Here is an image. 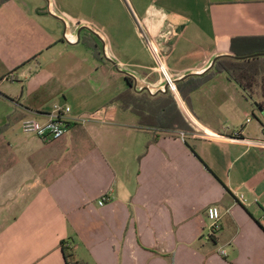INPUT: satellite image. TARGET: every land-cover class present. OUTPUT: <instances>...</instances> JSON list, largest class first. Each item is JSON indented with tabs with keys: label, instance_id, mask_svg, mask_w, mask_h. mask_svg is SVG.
Returning <instances> with one entry per match:
<instances>
[{
	"label": "crops",
	"instance_id": "0c3cea01",
	"mask_svg": "<svg viewBox=\"0 0 264 264\" xmlns=\"http://www.w3.org/2000/svg\"><path fill=\"white\" fill-rule=\"evenodd\" d=\"M126 1L143 33L130 15L105 32L56 0L47 9L0 6V264H264L260 96L224 72L186 103L178 91L198 129L171 93L134 89H157V55L180 82L233 56V39L264 37V0ZM32 12L48 17L36 22ZM53 22H63L70 47L51 46ZM83 26L96 34L82 30L78 41ZM130 92L151 95L143 125L117 101ZM54 105L71 108L62 138L22 132L23 120L46 122ZM180 118L192 130L176 128ZM209 206L220 211V229L206 239Z\"/></svg>",
	"mask_w": 264,
	"mask_h": 264
},
{
	"label": "trees",
	"instance_id": "16d2710c",
	"mask_svg": "<svg viewBox=\"0 0 264 264\" xmlns=\"http://www.w3.org/2000/svg\"><path fill=\"white\" fill-rule=\"evenodd\" d=\"M7 1L8 0H0V6ZM84 32L85 34L88 33L87 35L89 37H93L91 33L87 31ZM81 41H83V37H81ZM234 41H238V43L243 45L242 48L237 49L236 46H233ZM84 44L89 48L87 42H85ZM230 50L233 53V57H219L217 58L214 66L207 69L204 73L200 75H192L190 77H187L183 81L177 82L176 87L179 93L186 103L188 102L187 97L190 92L197 89L204 81L209 80L212 76H214V74L224 72L227 74L229 79L235 81L247 93L249 97L252 98V96L258 94L261 98V101L258 102L257 105L258 107H261L264 112V37L233 39L231 42ZM125 80L127 82V86H130L132 84V79L130 77H125ZM188 80H196V82H193L189 86V89L187 91H184L180 84ZM130 94L132 96L129 101L124 98L125 94L119 95L117 97V101L121 103L122 108L131 109L132 112L138 117L139 123L143 125L144 121L142 119V114L146 113L150 115V105H154L151 104V95H149L147 92H144L142 97L136 96L131 92ZM177 98L185 114L192 120L193 124L198 129H202L201 125L190 115L186 106L178 97V95ZM176 128H178L179 130H192L186 123V121L184 122L182 118H180V122L178 126H176ZM236 137L239 138L240 136L236 135ZM61 249L63 251L65 260L68 263L74 262L73 254L71 253L68 241L61 242Z\"/></svg>",
	"mask_w": 264,
	"mask_h": 264
},
{
	"label": "built area",
	"instance_id": "2783aa9c",
	"mask_svg": "<svg viewBox=\"0 0 264 264\" xmlns=\"http://www.w3.org/2000/svg\"><path fill=\"white\" fill-rule=\"evenodd\" d=\"M65 25L67 26L66 22ZM65 39L70 41L67 34H64ZM147 42V40H146ZM151 43L147 42V45L150 47ZM158 60L156 59V72L159 75V86L157 89H150L152 93L157 90H163L164 86L167 87L168 93H171L177 100L178 89L176 87L175 78L172 76L168 68L164 65L161 56L157 55ZM133 80H136V75L133 72H128ZM135 90H141L137 84L134 86ZM179 97V96H178ZM179 102V101H178ZM180 104V103H179ZM71 112V108L67 105H54L51 114L48 117L46 122H40L34 119H25L22 121V132L27 135H34L37 137H50L53 140H58L62 138L68 129L69 124V114ZM187 120L191 126H195L192 120L186 115ZM79 120V119H73ZM238 135V134H236ZM261 146H264V140L257 143ZM107 200L106 196H103L98 200V205L102 206L104 202ZM239 200L245 202V199L242 195H240ZM206 216L208 220V232L206 234V239H210L211 236L220 229V211L216 206H209L206 209Z\"/></svg>",
	"mask_w": 264,
	"mask_h": 264
},
{
	"label": "rangeland",
	"instance_id": "374dc122",
	"mask_svg": "<svg viewBox=\"0 0 264 264\" xmlns=\"http://www.w3.org/2000/svg\"><path fill=\"white\" fill-rule=\"evenodd\" d=\"M19 1V0H16ZM29 3L28 8H31L35 1V9L42 8L47 9L46 0H26ZM58 9L61 8L66 10L76 18H84L89 23L94 24L99 29L105 32H111L112 27H114L112 20L114 21H124L126 24L128 23V15H130V19L133 21V25L137 27L142 33L144 32L143 29H140L138 26V22L134 21L132 17V13L130 14V9L128 7L126 0H56ZM127 10V12H125ZM2 9L0 10V12ZM33 16H37L34 12H32ZM32 16V15H31ZM48 17V15H38L36 17V22L40 21V18ZM48 21H52L50 18ZM54 25L60 26V30L58 33V38L52 36V43L51 46L57 45L70 47L66 43L63 42L62 32L64 29L63 22H53ZM55 38V39H54ZM148 43H151L149 38L146 39ZM146 44V43H145ZM100 46L102 43L100 42ZM147 46V45H146ZM150 49V47L148 46ZM78 49H82L81 44H79ZM156 51V49H155ZM157 54V53H156ZM108 56V55H107ZM129 72H131L129 70ZM152 78L159 80L158 73L155 72ZM256 115L259 114L258 109L255 108ZM202 128V127H201Z\"/></svg>",
	"mask_w": 264,
	"mask_h": 264
},
{
	"label": "water",
	"instance_id": "95a60500",
	"mask_svg": "<svg viewBox=\"0 0 264 264\" xmlns=\"http://www.w3.org/2000/svg\"><path fill=\"white\" fill-rule=\"evenodd\" d=\"M82 30H89L90 32L95 33V32H94L93 30H91L90 28H88V27H86V26H83V27H81L80 29H78V31H77V40H78V41L80 40V33H81ZM95 34H96V33H95ZM104 55H105L106 58H108V57L106 56L105 53H104ZM231 57H233V56H231ZM217 58H218V57H216V58H214V59L212 60V63H211V65H210V68L214 66V64H215V62H216V60H217ZM108 60H109L112 64H115V62L112 61V60H110L109 58H108ZM118 71L121 72V73H123V74H126V75H128V76H131L129 73H127L126 71H123V70H121V69H119ZM192 75H195V74H187V75L181 77V78L179 79V81L184 80V79H186L187 77H190V76H192ZM177 82H178V80H175V83H177ZM141 90L147 91V92L150 93L151 95H152V94H153V95H156V94H167V93H168V91H167V87H166V86H164V89H163V90H157V91H155L154 93H152L148 87H145V88H143V89H141ZM255 105L257 106V104H255ZM259 110L262 112V109H261V108H259Z\"/></svg>",
	"mask_w": 264,
	"mask_h": 264
},
{
	"label": "bare ground",
	"instance_id": "6f19581e",
	"mask_svg": "<svg viewBox=\"0 0 264 264\" xmlns=\"http://www.w3.org/2000/svg\"><path fill=\"white\" fill-rule=\"evenodd\" d=\"M145 34V33H144ZM150 46L152 47V49H153V51H154V53H155V50H154V46L152 45V43L150 44ZM156 55V54H155Z\"/></svg>",
	"mask_w": 264,
	"mask_h": 264
}]
</instances>
